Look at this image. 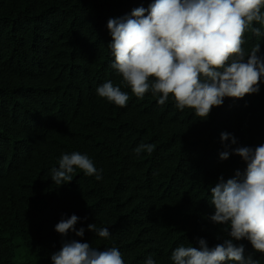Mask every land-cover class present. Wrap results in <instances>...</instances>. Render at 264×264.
<instances>
[{
  "label": "trees",
  "instance_id": "1",
  "mask_svg": "<svg viewBox=\"0 0 264 264\" xmlns=\"http://www.w3.org/2000/svg\"><path fill=\"white\" fill-rule=\"evenodd\" d=\"M151 0H0V264H52L63 240L103 250L117 247L125 264H172V251L222 242L211 222L210 188L234 178L245 163L220 160V133L241 146L264 144V84L258 94L225 98L206 120L190 109L143 99L122 85L111 67L110 18ZM243 45L258 41L245 32ZM264 53V37L260 39ZM121 84L126 107L97 95L104 82ZM141 143L149 155L134 154ZM230 143V142H229ZM87 154L103 179L77 170L57 186L50 170L62 153ZM77 215L83 237L55 231L61 218ZM108 227V240L87 230ZM259 264L264 254L241 241Z\"/></svg>",
  "mask_w": 264,
  "mask_h": 264
},
{
  "label": "clouds",
  "instance_id": "2",
  "mask_svg": "<svg viewBox=\"0 0 264 264\" xmlns=\"http://www.w3.org/2000/svg\"><path fill=\"white\" fill-rule=\"evenodd\" d=\"M107 44L113 58L111 67L122 77L121 84L143 99L145 94L157 98L159 105L170 99L177 110L190 109L194 116L206 120L212 109L221 107L225 98L242 99L258 94L264 84V53L260 39L264 37V0H151L129 14L110 18ZM257 38L246 49L245 32ZM121 84L107 81L97 95L121 108L129 101ZM225 150L224 161L239 156L246 168L237 170L234 178L210 188L213 214L208 217L220 226L222 242L209 246L199 238L198 247L180 245L172 253V264H259L252 253L246 254L241 241H248L255 253L264 254V144L241 146L235 136L220 133ZM230 142V143H229ZM155 146L141 143L133 151L136 156L151 154ZM80 170L86 176L103 179L87 154L62 153L58 167L50 170L57 186L70 183ZM80 218L73 214L61 218L55 231L62 237L74 233L83 237L85 228L75 227ZM87 230L108 240V227L88 224ZM52 264H125L115 246L100 250L87 242L63 240L59 251L51 255ZM144 264H157L149 256Z\"/></svg>",
  "mask_w": 264,
  "mask_h": 264
}]
</instances>
